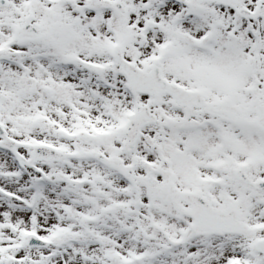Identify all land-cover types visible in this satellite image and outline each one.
<instances>
[{"label": "snow or ice", "instance_id": "6c2138e0", "mask_svg": "<svg viewBox=\"0 0 264 264\" xmlns=\"http://www.w3.org/2000/svg\"><path fill=\"white\" fill-rule=\"evenodd\" d=\"M0 264H264V0H0Z\"/></svg>", "mask_w": 264, "mask_h": 264}]
</instances>
